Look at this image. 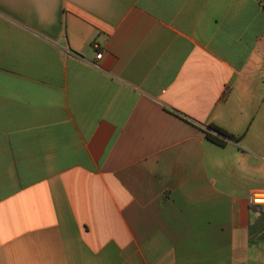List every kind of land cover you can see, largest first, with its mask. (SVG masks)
<instances>
[{"label":"crops","instance_id":"0c3cea01","mask_svg":"<svg viewBox=\"0 0 264 264\" xmlns=\"http://www.w3.org/2000/svg\"><path fill=\"white\" fill-rule=\"evenodd\" d=\"M253 194L264 0H0V264H264Z\"/></svg>","mask_w":264,"mask_h":264},{"label":"trees","instance_id":"16d2710c","mask_svg":"<svg viewBox=\"0 0 264 264\" xmlns=\"http://www.w3.org/2000/svg\"><path fill=\"white\" fill-rule=\"evenodd\" d=\"M212 131L205 130V138L212 144L220 147L226 146L229 140L231 141H238V137L228 133L227 131L218 128V127H211Z\"/></svg>","mask_w":264,"mask_h":264},{"label":"built area","instance_id":"2783aa9c","mask_svg":"<svg viewBox=\"0 0 264 264\" xmlns=\"http://www.w3.org/2000/svg\"><path fill=\"white\" fill-rule=\"evenodd\" d=\"M102 53L97 55V59L102 58ZM258 196H263L261 199H258ZM250 205L256 209H258L260 212L264 213V194L258 195V194H253L250 197Z\"/></svg>","mask_w":264,"mask_h":264},{"label":"bare ground","instance_id":"6f19581e","mask_svg":"<svg viewBox=\"0 0 264 264\" xmlns=\"http://www.w3.org/2000/svg\"><path fill=\"white\" fill-rule=\"evenodd\" d=\"M262 197H263V196H258L257 198H258V199H261Z\"/></svg>","mask_w":264,"mask_h":264},{"label":"water","instance_id":"95a60500","mask_svg":"<svg viewBox=\"0 0 264 264\" xmlns=\"http://www.w3.org/2000/svg\"><path fill=\"white\" fill-rule=\"evenodd\" d=\"M208 130H209V131H212V129H211V128H209Z\"/></svg>","mask_w":264,"mask_h":264}]
</instances>
